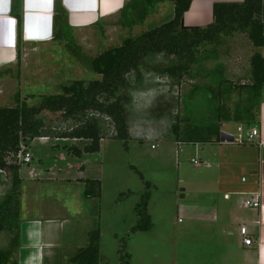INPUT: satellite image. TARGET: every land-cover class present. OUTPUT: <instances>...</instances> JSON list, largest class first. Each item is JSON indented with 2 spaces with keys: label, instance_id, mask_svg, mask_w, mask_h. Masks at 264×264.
Wrapping results in <instances>:
<instances>
[{
  "label": "rangeland",
  "instance_id": "1",
  "mask_svg": "<svg viewBox=\"0 0 264 264\" xmlns=\"http://www.w3.org/2000/svg\"><path fill=\"white\" fill-rule=\"evenodd\" d=\"M165 4L159 15L153 13L132 28L110 21L87 33L75 32L74 45L57 41L49 48L23 56L22 68L0 71V77L11 78L8 96L0 95V107L15 106L18 92L23 97L35 94L36 99L29 98V103L35 104L41 94L60 93L68 81L100 77L91 70V60L121 45L126 37L169 21L171 2ZM213 50L219 58L210 59L206 66L213 68L217 62L223 63L225 76L235 84L247 83L242 74L248 70L253 53L264 56V47H254L244 33H235L224 45L206 47L208 53ZM133 75V85L127 92L130 138L104 139L101 150L87 157L86 169L67 175L70 179L80 175L101 180L102 195L86 197V185L81 180H65L56 168L47 170L49 174L35 182L24 180L22 221L23 217L40 215L41 210L56 215L59 224L54 238L59 239V264H71V257L88 246V234L94 228L101 229L100 264H237L241 238L230 235L231 231L235 233L236 223L228 210V189L223 180L238 184L243 172L236 167L232 172L223 168V154L214 145L169 138L178 120L182 126L187 122L188 103L194 117L207 113L209 92L197 91L196 87L209 79L185 78L177 84L174 78L145 70L143 80L135 83ZM238 94L233 91L225 100L227 104L235 105L242 97ZM50 116L51 128L62 126L63 122ZM45 144L36 141L39 153L46 150ZM75 144L83 147L87 140ZM8 190V179L0 170V203ZM146 192L150 193L151 230L135 228L139 223L136 207ZM6 239L1 234L0 244Z\"/></svg>",
  "mask_w": 264,
  "mask_h": 264
},
{
  "label": "trees",
  "instance_id": "2",
  "mask_svg": "<svg viewBox=\"0 0 264 264\" xmlns=\"http://www.w3.org/2000/svg\"><path fill=\"white\" fill-rule=\"evenodd\" d=\"M173 2L174 17L162 25L128 36L121 45L112 46L90 62L91 70L100 77L93 80H71L62 85L57 94H41L35 104L20 92L15 96V106L0 107V170L9 182V190L0 203V235L7 239L0 244V264H18L21 246V163L18 154L39 138L87 140L82 148L67 144L74 156L93 154L101 150L106 138H130V121L127 101L130 87L143 80L145 70L174 78L180 84L185 78L206 77L209 81L197 86V91L209 92L210 107L203 117L196 114L188 103L189 118L182 126L180 120L169 137L183 143H216L221 141L225 123L248 127L258 123V112L264 91V56L253 53L248 70L242 74L247 81L235 84L225 76V66L217 62L213 68L206 66L210 59L217 60L216 50L206 51L208 45L221 46L235 33H244L256 48L264 47V0L243 2H217L214 4V21L205 27L183 25L185 12L193 0H132L122 13V25L132 28L142 24L157 11L159 4ZM54 39L74 45L75 36L69 23L68 11L62 0L55 1ZM11 14L18 20L19 44L22 41L23 5L14 0ZM159 59L164 63L158 64ZM242 96L235 105L225 101L233 91ZM52 118L63 122L51 128ZM167 138V139H169ZM86 197H100L102 183L99 179L85 181ZM148 184V182H147ZM149 185V184H148ZM150 193L146 192L137 204L139 223L135 228L151 230L153 223L148 213ZM89 244L78 250L71 264H100L101 229L88 234Z\"/></svg>",
  "mask_w": 264,
  "mask_h": 264
},
{
  "label": "crops",
  "instance_id": "3",
  "mask_svg": "<svg viewBox=\"0 0 264 264\" xmlns=\"http://www.w3.org/2000/svg\"><path fill=\"white\" fill-rule=\"evenodd\" d=\"M14 0H0V71L12 72L15 68L23 67V56L34 54L36 50H43L56 44L54 39V18L56 0H22L23 28L22 41L19 44L18 20L11 14ZM68 11L69 23L75 32L87 33L94 28H102L107 22L117 21L122 24V13L132 0H62ZM244 0H193L189 10L183 17L186 27H205L214 21V4L217 2H243ZM170 2V1H167ZM166 2L159 4L154 14L159 15ZM174 17V4L171 2ZM118 26V25H117ZM127 28V27H125ZM7 75V74H6ZM0 77V95L8 93L10 79ZM8 96V94H6ZM258 123L250 127L233 122L223 125L224 132L230 136L237 134L240 129L258 127L260 136L256 143L237 144L233 142L207 143L214 145L223 154V168H239L243 172L241 182L236 184L230 179H224L228 189V210L236 223L235 233L241 238L240 260L237 264H264V91L258 112ZM45 141L43 153L36 148V141ZM31 143L29 150L33 154L30 164L22 165L21 178L35 182L47 170H55L60 178L67 180L78 169H86V159L90 155L82 153L74 156L66 147L67 144L78 143L70 139H37ZM53 141V143H51ZM89 141H87L88 143ZM79 145V144H77ZM48 147V148H47ZM82 148V147H81ZM222 158V159H223ZM219 162V161H218ZM50 166V167H48ZM211 168L212 165L209 163ZM217 167H220L218 163ZM74 178V179H73ZM85 184V177H73ZM221 182V181H218ZM220 184V183H219ZM259 195L262 206L247 208L244 202L247 198ZM23 206L21 203V212ZM40 215L23 217L21 225V246L17 254L18 264H59V253L56 251L58 243L55 237L59 224L56 215L39 211ZM245 226L253 240L246 245L241 234Z\"/></svg>",
  "mask_w": 264,
  "mask_h": 264
},
{
  "label": "built area",
  "instance_id": "4",
  "mask_svg": "<svg viewBox=\"0 0 264 264\" xmlns=\"http://www.w3.org/2000/svg\"><path fill=\"white\" fill-rule=\"evenodd\" d=\"M244 131L245 130L240 129L237 132V134H234L231 136L233 138V143L252 144V143L257 142V139L260 136V130L258 127L255 126V127L250 128L246 132ZM40 139H48V137H44ZM72 141H80V140H72ZM18 158H19L21 165H27L33 161V154L31 153L29 148H26L24 145H22V148L18 154ZM192 161L194 163H199L196 159H193ZM204 165L209 166V164H206V163H204ZM244 206L247 208H260L262 206V203H261L259 195H253L247 198L244 202ZM241 234L243 236V240L246 245H251L253 243V240L250 237V234L247 231V228L245 226L241 228Z\"/></svg>",
  "mask_w": 264,
  "mask_h": 264
},
{
  "label": "water",
  "instance_id": "5",
  "mask_svg": "<svg viewBox=\"0 0 264 264\" xmlns=\"http://www.w3.org/2000/svg\"><path fill=\"white\" fill-rule=\"evenodd\" d=\"M221 141L222 142H233V138L227 132L222 131Z\"/></svg>",
  "mask_w": 264,
  "mask_h": 264
}]
</instances>
